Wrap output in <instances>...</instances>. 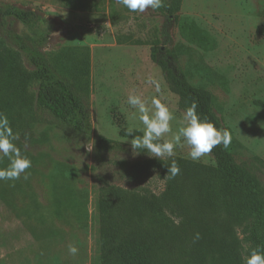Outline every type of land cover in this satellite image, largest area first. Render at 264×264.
<instances>
[{
    "label": "rangeland",
    "instance_id": "374dc122",
    "mask_svg": "<svg viewBox=\"0 0 264 264\" xmlns=\"http://www.w3.org/2000/svg\"><path fill=\"white\" fill-rule=\"evenodd\" d=\"M73 3V4H71ZM35 12L43 48L49 61L74 84L91 114V133L77 136L64 128L48 131L50 116L43 115L33 139H27V101H34L36 83L27 81L33 70L26 52L36 33L13 17L0 19V112L5 113L19 139L15 143L32 161L15 181H0V264H100L96 188L102 181L131 193L148 190L156 195L167 188V175L158 171L130 176L136 163L157 159L146 152L134 154L130 126L143 135L136 110L127 104L130 94L150 102L158 96L176 116L173 133L184 124L185 102L155 60L161 47L163 14L152 10L131 12L117 0H0ZM192 18L214 40L205 51L180 30V20ZM264 0H183L171 26L167 50L178 60L191 87L207 91L212 108L232 135L227 150L245 166L264 191ZM149 77L161 84L157 93ZM48 131V132H47ZM48 135V137H44ZM96 136L123 145L98 162L93 153ZM171 134L164 139H170ZM190 148H177L183 164L213 166L211 154L199 161ZM9 165L0 159V168ZM189 207L183 217L170 216L174 236L168 264H245L249 247L247 208L225 215ZM204 213H206L204 215ZM202 221V228L198 227ZM201 239L193 242L196 233ZM212 233L210 237L208 234ZM223 241L225 245L219 246ZM76 245L77 255L68 252ZM205 253H197V248Z\"/></svg>",
    "mask_w": 264,
    "mask_h": 264
},
{
    "label": "trees",
    "instance_id": "16d2710c",
    "mask_svg": "<svg viewBox=\"0 0 264 264\" xmlns=\"http://www.w3.org/2000/svg\"><path fill=\"white\" fill-rule=\"evenodd\" d=\"M182 2L165 0V6L156 10L163 14L164 22L160 33L161 47L155 54V60L182 96L186 108L195 101L202 119L206 118L217 127H222L220 118L212 108L210 93L191 87L177 58L163 49L172 44L170 29L181 10ZM8 17L17 19L36 33L29 41L33 46H26L23 39L16 38L19 48L27 51V60L33 68L27 73V81L36 83L37 87L34 101H27V139H33L35 129L45 114L51 118L47 124L48 131L64 128L63 131L68 129L77 136L89 135L91 114L82 96L43 51L47 36L38 32L41 18L33 11L1 5L0 19L4 21ZM180 30L205 51L215 47V40L190 17L180 20ZM257 34L264 35V28H258ZM92 148L98 162H104V157L109 153L124 150L120 143L102 136L94 138ZM211 155L215 163L213 166L186 165L176 161L181 169L180 174L175 178L168 176L167 188L159 195L148 190L135 194L102 181L96 188L100 264H168L175 241L170 216L183 217L189 207L194 209L190 218H193L197 210H207L221 215L228 212L231 221L235 220L236 210L247 208L250 217L245 232L248 256L254 249L264 250L262 186L223 145L215 147ZM171 162L147 159L136 163L130 178L151 171L168 175L167 165ZM198 215L193 219L201 220L202 215ZM198 227L202 228V221ZM211 235L208 234V237ZM218 244L220 247L225 245L223 241ZM197 253L203 255V247L201 250L197 248Z\"/></svg>",
    "mask_w": 264,
    "mask_h": 264
},
{
    "label": "clouds",
    "instance_id": "9594fccd",
    "mask_svg": "<svg viewBox=\"0 0 264 264\" xmlns=\"http://www.w3.org/2000/svg\"><path fill=\"white\" fill-rule=\"evenodd\" d=\"M117 3L131 12L145 13L146 10H158L165 6V0H117ZM146 83L154 85L155 91H161V84L155 78L149 77ZM127 104L136 110V118L143 125V135H133L138 129L130 126L126 134L132 136L131 145L134 154L146 152L149 156L159 158L174 157L177 148L187 145L190 148L188 156L193 161L212 153L213 149L223 145L227 149L232 142V135L226 128L217 127L208 119H202L197 111V103L193 101L187 107L184 115V124L173 133L172 122L176 116L158 96H153L150 102L141 95L130 94ZM171 134L170 139H164ZM19 134L15 133L8 116L0 112V159L7 157L9 165L0 168V181H15L23 176L27 180L26 170L32 167V161L22 154L21 148L15 143ZM168 167V175L175 178L180 174V167L176 160H172ZM201 239L196 233L193 242ZM79 249L76 245H69L68 252L75 256ZM245 264H264V250L254 249L248 256Z\"/></svg>",
    "mask_w": 264,
    "mask_h": 264
}]
</instances>
